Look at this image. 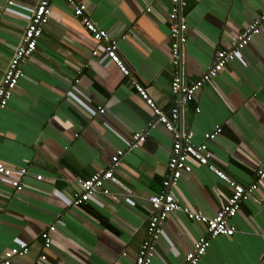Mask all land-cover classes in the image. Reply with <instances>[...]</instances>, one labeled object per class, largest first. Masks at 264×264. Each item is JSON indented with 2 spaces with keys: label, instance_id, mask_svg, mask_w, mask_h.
<instances>
[{
  "label": "crops",
  "instance_id": "crops-1",
  "mask_svg": "<svg viewBox=\"0 0 264 264\" xmlns=\"http://www.w3.org/2000/svg\"><path fill=\"white\" fill-rule=\"evenodd\" d=\"M38 1L0 0V81ZM77 1L118 41L123 60L154 101L166 111L177 106L170 1ZM185 1L182 70L189 82L261 15L264 0ZM51 7L37 50L23 63L25 77L0 117V161L29 170L22 191L0 176V264L3 253L20 243L30 251L11 264H35L44 251L41 232L51 225L56 231L46 264H134L149 239L150 197L170 175L174 136L157 123L143 144L130 148L133 133L146 130L154 118L152 110L67 1L51 0ZM217 126L222 133L208 142L214 162L240 183H253L264 161V30L182 107L178 127L191 131L196 143ZM119 150L125 154L108 183L112 194L74 205L77 180L107 170ZM191 164L192 172L169 190L183 205L213 217L231 188L207 166ZM120 182L135 194H126ZM233 225L235 235L213 240L199 264H264V179ZM205 233V226L184 213L171 214L162 224L153 264H185Z\"/></svg>",
  "mask_w": 264,
  "mask_h": 264
},
{
  "label": "built area",
  "instance_id": "built-area-1",
  "mask_svg": "<svg viewBox=\"0 0 264 264\" xmlns=\"http://www.w3.org/2000/svg\"><path fill=\"white\" fill-rule=\"evenodd\" d=\"M66 1L73 8L75 16L81 20L84 28L92 34L94 41L104 45V52L107 58L120 69L125 77L130 78L137 93L146 101L153 112L154 118L147 123L146 130L133 133L130 148L135 149L143 144L149 136L150 128L157 123L162 124L174 136L171 157L168 162L170 175L164 180L162 191L150 197L151 214L147 226L149 239L141 245L134 264H153L156 251L155 245L161 237L162 224L171 214L177 212L184 213L190 220L205 226V235L195 242L193 249L186 255L185 260V264H199L209 250L213 240L219 237H232L235 235L236 227L233 225V220L243 204L258 189L259 182L264 179V161L257 169L256 178L253 183L245 185L235 180L214 162L213 154L208 145L209 141H213L222 133V128L217 126L213 132L205 134L203 142L196 143L191 131L184 132L178 127L182 115V107L193 101L196 93L205 84L210 83L216 76L222 73L226 66L235 60L240 51L258 38L264 30V9L261 15L247 24L225 48L217 51L214 61L207 72L197 80L186 82L184 80L182 63L183 47L188 41V23L183 15V9L187 6V2L185 0H169L171 64L176 70L171 90L177 97L178 104L166 111L154 101L147 89L133 76V72L120 54L118 41L106 30L98 27L89 17L87 5L77 0ZM7 3L8 5H13L14 0H7ZM52 13L51 0H39L34 11L28 17L24 34L0 81V117L9 106L16 88L25 77L23 63L36 52L43 33V27L49 23ZM92 55H98V50H93ZM98 110L100 113L105 112V109L101 106L98 107ZM124 154L123 150H119L112 157L111 164L107 170L98 171L87 179L77 180L78 191L74 195V205L79 206L85 202H89L92 197L98 194L104 196L112 194L108 183L114 180V172L119 167V162ZM191 161L202 166H207L231 188V195L213 217L183 205L169 190L171 186L178 183L184 174L192 172L193 166ZM28 171L26 167L15 169L0 161V176L8 178L17 191L23 190L24 186L21 180L22 177L28 174ZM36 178L37 180H41L42 176L38 175ZM119 185L126 194H135L126 184L120 182ZM55 231L56 226L51 225L41 232L44 251L35 264L47 263L49 259L47 251L53 246L52 234ZM29 251L30 247L27 244L20 243L18 246L12 247L3 253L2 263L11 264L14 258L24 257L28 255Z\"/></svg>",
  "mask_w": 264,
  "mask_h": 264
}]
</instances>
